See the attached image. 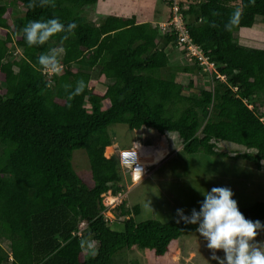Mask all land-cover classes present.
Here are the masks:
<instances>
[{
    "label": "trees",
    "instance_id": "obj_1",
    "mask_svg": "<svg viewBox=\"0 0 264 264\" xmlns=\"http://www.w3.org/2000/svg\"><path fill=\"white\" fill-rule=\"evenodd\" d=\"M12 1L25 9L11 51V11L6 2L0 4V29L5 32L0 37V238L10 242V251L0 243V264H109L123 248L146 250L147 264H186L174 256L179 238L194 232V224L138 221L137 204L114 209L124 217L122 229L113 228L104 215L102 194L123 189L117 156L104 155L112 144L109 127L124 123L131 130L175 133L184 152L243 159L260 168L264 44L246 47L235 39V31L264 22L258 20L264 17V0H179L191 38L213 64L209 68L197 57L169 65L165 47L175 44L176 35H162L135 16L110 13L98 23L91 21L86 11L98 0H54V6ZM51 17L76 27L29 46L23 26ZM54 48L61 49L57 73L37 63L39 55ZM215 71L226 78L219 80ZM178 72L195 74L208 88L185 94L194 83L179 82ZM105 79L111 80L105 89L96 88L94 82ZM79 80L85 87L74 93ZM219 141L246 150L230 154L218 149ZM76 149H84L88 158L91 187L73 166ZM238 208L264 224V201ZM81 223L84 233L79 232ZM90 241L95 244L84 250Z\"/></svg>",
    "mask_w": 264,
    "mask_h": 264
},
{
    "label": "rangeland",
    "instance_id": "obj_2",
    "mask_svg": "<svg viewBox=\"0 0 264 264\" xmlns=\"http://www.w3.org/2000/svg\"><path fill=\"white\" fill-rule=\"evenodd\" d=\"M173 0H98V2L86 11L87 17L95 22L104 19L108 14L131 17L135 16L140 22H148L151 26L159 29L160 22L166 20L170 15L166 9V2ZM9 6L8 17L11 31L13 33L12 43H9L10 50L13 51L15 34H19L20 20L24 12V6L12 0H0V4ZM171 7V4H169ZM84 13V12H83ZM263 18V19H261ZM258 20H264L261 17ZM240 32V33H239ZM235 39L246 47H262L264 44V22H258L251 28H241L235 31ZM0 37L5 38V32L0 29ZM159 37H156V39ZM159 47L163 41L158 39ZM169 47L173 49H169ZM165 47L169 56V65L178 66L189 63V59L182 50L172 46ZM57 58L61 56V49L54 48ZM177 52H174L176 51ZM16 70V67H14ZM60 69V67H59ZM61 69L59 70V72ZM167 69L162 71L165 73ZM176 79L189 86L191 79L194 83L193 89L187 87L184 93L195 92L198 88H208L207 81L196 80L193 73L178 72ZM111 80L105 79L101 82H94L96 88L104 90L106 84ZM213 84V83H212ZM212 89V85H209ZM112 144L105 147L104 155L112 157L125 148L137 150L141 155L142 162L147 165V174L138 182L119 166L123 189L116 194L108 190L103 195L104 215L110 220L113 228L122 229V218L114 209L116 206L125 203L126 208L133 209L134 205H139L140 213L135 216L138 221L148 218H155L161 221H180L176 215V209H183L185 214H189L192 208H199L198 201L203 197L200 191L210 189L213 186H225L232 190L233 198L240 207H247L257 201H264V161L258 168L243 159L233 160L205 153H187L183 151L182 142L175 133H165L164 136L158 134L156 130L140 128L131 130L127 124L116 123L109 127ZM125 147V148H123ZM218 149L227 151L230 154L243 152V146L228 142L219 141ZM123 148V149H122ZM119 149V150H118ZM109 152H108V151ZM72 163L84 182L91 187L90 165L84 149H76L73 152ZM113 197V199H112ZM131 213V216H134ZM86 226L83 223L79 226V232L84 233ZM264 233L258 230L254 241L264 242ZM3 247L10 251V242L0 238ZM89 244V245H88ZM93 241L84 246V250L94 245ZM178 249L174 256L186 264H217L211 259L213 250L206 247V241L196 231L183 235L179 238ZM146 250L139 248L118 250L111 258L109 264H147L148 255ZM216 255L223 256L222 250H215Z\"/></svg>",
    "mask_w": 264,
    "mask_h": 264
},
{
    "label": "clouds",
    "instance_id": "obj_3",
    "mask_svg": "<svg viewBox=\"0 0 264 264\" xmlns=\"http://www.w3.org/2000/svg\"><path fill=\"white\" fill-rule=\"evenodd\" d=\"M39 3L41 6H54V0H39ZM31 6L30 2L29 7ZM75 27L74 22L64 24L57 17H51L29 20L23 26L22 33L29 46L41 45L51 36L70 33ZM37 63L53 73L60 70L54 50L39 55ZM84 87L82 80L77 81L74 93L80 92ZM117 158L120 162L119 153ZM125 174L130 178L129 173ZM200 193L203 199L197 202L198 210L192 208L189 214H185L183 209L178 208L176 215L180 221L196 226L195 231L206 241V247L213 250L211 259L217 264H264V242L253 240L258 230L264 229V224L259 219L252 220L243 215L233 198L232 190L228 187L213 186ZM104 194L106 193L102 196ZM83 225L85 226V223ZM215 250H222L223 256L216 255Z\"/></svg>",
    "mask_w": 264,
    "mask_h": 264
},
{
    "label": "built area",
    "instance_id": "obj_4",
    "mask_svg": "<svg viewBox=\"0 0 264 264\" xmlns=\"http://www.w3.org/2000/svg\"><path fill=\"white\" fill-rule=\"evenodd\" d=\"M187 5L184 6V8ZM169 17L160 22L159 30L163 34L173 32L176 35L175 44L170 46L177 47L182 50L187 58L190 60L192 57H197L200 64H204V68L212 67L213 64L208 62L207 57L204 56L201 48L193 41L180 13L179 0H173L171 3ZM216 77L219 80H224L226 77L224 74L216 72ZM120 160L130 168V175L136 179L143 177L147 174V166L142 162L141 157L137 154L136 150L124 149L119 152ZM113 199V197H112ZM114 200V199H113Z\"/></svg>",
    "mask_w": 264,
    "mask_h": 264
},
{
    "label": "bare ground",
    "instance_id": "obj_5",
    "mask_svg": "<svg viewBox=\"0 0 264 264\" xmlns=\"http://www.w3.org/2000/svg\"><path fill=\"white\" fill-rule=\"evenodd\" d=\"M137 151V150H136ZM137 154H139L138 153V151H137ZM140 157H141V155H140ZM119 163V166L124 170L125 169V171L127 172V173H129L130 174V168H129V166L128 165H126V163H123L121 160H120V162H118ZM145 176H143V177H140V178H136L135 179V181H139V180H141L142 178H144Z\"/></svg>",
    "mask_w": 264,
    "mask_h": 264
},
{
    "label": "crops",
    "instance_id": "obj_6",
    "mask_svg": "<svg viewBox=\"0 0 264 264\" xmlns=\"http://www.w3.org/2000/svg\"><path fill=\"white\" fill-rule=\"evenodd\" d=\"M165 7H166L167 11L169 12V5L167 4ZM239 33H240V32H239ZM158 39H160V38H157V39H156V42L159 44ZM167 46L169 47V45H166V47H167ZM169 49H173V48L169 47ZM166 52H167V51H166ZM174 52H177V50L174 51ZM177 53H178V52H177ZM123 148H125V147H123ZM123 148H122V149H123ZM118 150H119V149H118ZM262 232H263V231H262ZM263 239H264V237H263Z\"/></svg>",
    "mask_w": 264,
    "mask_h": 264
}]
</instances>
